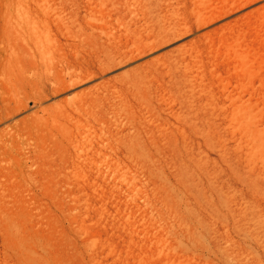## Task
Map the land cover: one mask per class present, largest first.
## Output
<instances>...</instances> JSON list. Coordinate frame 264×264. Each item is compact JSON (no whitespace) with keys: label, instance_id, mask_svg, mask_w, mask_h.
Segmentation results:
<instances>
[{"label":"rangeland","instance_id":"1","mask_svg":"<svg viewBox=\"0 0 264 264\" xmlns=\"http://www.w3.org/2000/svg\"><path fill=\"white\" fill-rule=\"evenodd\" d=\"M215 1L0 0V264H264V0Z\"/></svg>","mask_w":264,"mask_h":264},{"label":"bare ground","instance_id":"2","mask_svg":"<svg viewBox=\"0 0 264 264\" xmlns=\"http://www.w3.org/2000/svg\"><path fill=\"white\" fill-rule=\"evenodd\" d=\"M198 1L199 0H168L167 5H172L174 3L177 4L176 6L173 7L174 9L171 12L172 14L173 13L175 14V12L177 10H179L181 6H183V8L184 7H187L188 2H190L191 4L194 5V9L193 10L195 12H197L196 8L198 7V5L199 6H201L200 4L203 5V3H205L206 0H201L199 3H198ZM261 1H263V0H219V1H215V2L217 4H221V7L224 8V10L222 11V13L220 14L219 17L228 18V17L231 16L232 13H234V12H241L242 13L249 6L256 5L259 2H261ZM162 5H163V3L156 2L155 5H151L148 8H149L150 11H152L153 8H161ZM182 9H180V10H182ZM232 16H233V14H232ZM163 19H164V17H163ZM176 19L177 18H175V20ZM169 20H171V19H169ZM180 21H181V19H180ZM6 23L7 24L10 23L9 22V19H7ZM18 23H20V21H18ZM197 24H198V27H202V26L208 25L209 24V21L206 20V17L204 15L197 14ZM127 25H131V24H129V22H128ZM169 25H171V24H169ZM179 25L180 24H177V23H175V24L172 25V27L170 28V30H172L171 32L173 34H175L178 31V26ZM104 31L105 30H103L102 33ZM158 35L159 36H162L163 35V31L160 30V32L158 33ZM107 36H108V38H110L109 35H107ZM19 38L22 39L21 41L27 39V37L25 38V35H20ZM19 41H20L19 39L16 41L17 42V45L19 47L18 48L19 50L15 52V55H12V57H13L12 60L7 59L8 62H4L3 59H2V54H1V62H0V65H1L0 66V73H2V74L5 75L7 73V71H8V73H10L8 75L9 76H12L17 81L18 80H21L23 76H26L27 72H31L34 76H38L39 75V66H38V63H36V62L38 61L37 58H38V56L40 54V50L34 48L33 46H31L29 48V47H27V45H25L23 43H20ZM23 56H24V59L25 58L27 59V64L25 66H24L23 61H22ZM34 60H36V61H34ZM11 62H13L12 65H11ZM12 67H13V70L12 71H9L8 69L9 68H12Z\"/></svg>","mask_w":264,"mask_h":264}]
</instances>
